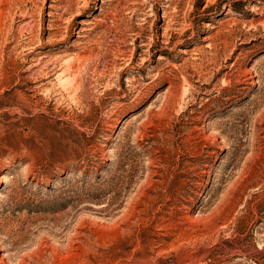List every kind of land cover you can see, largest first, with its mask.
<instances>
[{"label":"rangeland","instance_id":"rangeland-1","mask_svg":"<svg viewBox=\"0 0 264 264\" xmlns=\"http://www.w3.org/2000/svg\"><path fill=\"white\" fill-rule=\"evenodd\" d=\"M0 264H264V0H0Z\"/></svg>","mask_w":264,"mask_h":264}]
</instances>
